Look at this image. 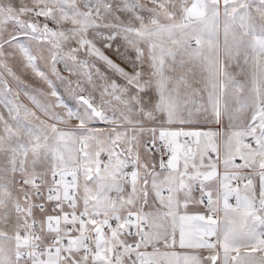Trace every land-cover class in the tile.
Returning a JSON list of instances; mask_svg holds the SVG:
<instances>
[{"label":"snow or ice","instance_id":"6c2138e0","mask_svg":"<svg viewBox=\"0 0 264 264\" xmlns=\"http://www.w3.org/2000/svg\"><path fill=\"white\" fill-rule=\"evenodd\" d=\"M0 264H264V0H0Z\"/></svg>","mask_w":264,"mask_h":264}]
</instances>
